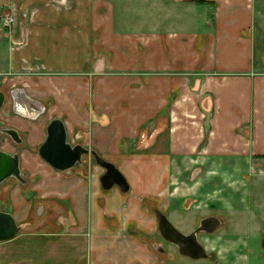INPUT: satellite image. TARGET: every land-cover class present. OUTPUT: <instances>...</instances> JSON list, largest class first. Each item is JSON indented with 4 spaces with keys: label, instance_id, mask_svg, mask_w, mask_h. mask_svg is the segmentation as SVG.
Returning a JSON list of instances; mask_svg holds the SVG:
<instances>
[{
    "label": "crops",
    "instance_id": "0c3cea01",
    "mask_svg": "<svg viewBox=\"0 0 264 264\" xmlns=\"http://www.w3.org/2000/svg\"><path fill=\"white\" fill-rule=\"evenodd\" d=\"M0 6L10 8L0 39L8 40L7 74L18 84L11 91L43 108L30 120L8 101L0 111L24 137L23 146L4 141L0 150L20 155L29 180L27 189L10 186L7 201L0 196V210L26 229L0 243V264H250L246 239L264 224V23L257 24L256 0ZM8 18L14 22L5 27ZM57 118L68 141L119 169L128 194L105 195L95 162L63 173L40 158ZM145 202L185 232L217 209L231 216L233 233L210 245L213 261L170 249L153 255L135 235L157 222Z\"/></svg>",
    "mask_w": 264,
    "mask_h": 264
},
{
    "label": "water",
    "instance_id": "95a60500",
    "mask_svg": "<svg viewBox=\"0 0 264 264\" xmlns=\"http://www.w3.org/2000/svg\"><path fill=\"white\" fill-rule=\"evenodd\" d=\"M24 93V92H23ZM6 104V95L0 91V111ZM34 116L42 113L33 107ZM45 142L38 149V155L54 170L63 173H72L81 168L86 161L84 157H92L96 165L104 170L100 178L103 191L108 192L118 188L122 194H128L131 190L126 177L119 169L109 161L103 159L97 152L90 151L84 146L72 145L68 141V133L65 123L57 118L53 119L46 129ZM0 135L11 137L13 143L23 146L24 137L15 129L0 128ZM14 180L21 186H29V180L21 172V160L19 154H10L0 150V185L7 180ZM158 222V230L165 242L174 245L182 257L193 261L209 260L211 256L204 245L199 241V234L212 235L222 226V221L217 217H208L200 222V226L191 234H184L178 230L169 220L166 214L155 211ZM23 231L13 215L0 210V243L15 240ZM264 248V241H263ZM159 253H164L163 247H158Z\"/></svg>",
    "mask_w": 264,
    "mask_h": 264
},
{
    "label": "rangeland",
    "instance_id": "374dc122",
    "mask_svg": "<svg viewBox=\"0 0 264 264\" xmlns=\"http://www.w3.org/2000/svg\"><path fill=\"white\" fill-rule=\"evenodd\" d=\"M256 7H257V10H258V19H257V24L258 25H261L264 23V0H256ZM10 13V8L7 7V6H3L1 7L0 6V25L2 26V21H3V18L6 17V14ZM261 14V15H260ZM261 16V17H260ZM260 18V20H259ZM258 29V27H257ZM0 30H3L4 32H9V28L7 29H4L3 27H0ZM84 58V55H82V59ZM9 63V50H8V40L6 39H0V82L3 84L1 89H3L7 94H9V92L14 89L15 86H17L18 84H16V81H13L12 78L15 76V75H8L7 73H9V70H7V65ZM8 102H11L10 99L8 98L7 100ZM1 121V119H0ZM3 122V121H1ZM5 123V122H4ZM8 140V139H7ZM6 141V139L2 138L0 140V148L3 146V143ZM70 142V141H69ZM71 143V142H70ZM72 145H75L73 143H71ZM3 151V150H2ZM87 162V163H84L83 166L81 168H78V169H82L86 166L89 165V163H94V159L92 157H84L83 158V162ZM86 165V166H85ZM96 165V164H95ZM24 174V173H22ZM155 173H154V170H153V173L150 174V177L147 178V180L149 181H152L153 180V177H154ZM18 183L14 180H7L5 183H3L1 186H0V196L2 194H4V196H1V199L3 201H7V194L8 192H6V190L9 189L10 186H14V185H17ZM24 189H27L28 186H23ZM25 191V190H24ZM111 191V190H110ZM110 191L108 192H105V195H107V193H109ZM26 192V191H25ZM41 205L40 203L37 202V205L35 207V210L32 214V219L33 221L35 222L36 219L37 221L40 223L37 225L38 226V229L42 223V215L38 216V213L36 212L38 206ZM145 205L146 206H149L151 208V212H153V214H155L154 212L156 211V208L148 203V202H145ZM153 206V207H152ZM180 212H186L183 210H181ZM209 215L211 216H217L219 217L222 221H223V225L221 227H219L215 233H213L212 235H210L211 237H208L207 234H200L198 239L199 241L203 244L202 241H204L205 239H209L208 240V253L211 255L212 250L211 249V244L215 245V247H218V242L219 240H217V237L223 233H226V235L228 237H231L229 234H232L233 233V229L231 227V224L229 222V220L231 219V216H229L227 213H218L217 212V209H211L210 212L208 213ZM48 218H46V220L48 221ZM199 218L196 219V221H198ZM50 221V220H49ZM156 221V220H155ZM37 222V223H38ZM198 223H196L197 225ZM49 226H51V224H48ZM196 225L194 224V226H189L188 230L186 229V232H185V229L183 228H180V226H175L178 230H180L181 232H183L184 234H188L190 232H192ZM261 227L263 229V232L259 235H255V237H251L250 239H246V243L249 244L247 250H246V255L248 256L249 258V262L250 264H264V248H263V241H264V224L262 223L261 224ZM52 228L53 230H57L56 226L55 225H52ZM26 230V229H23V231ZM37 230V229H36ZM43 230V229H41ZM46 230V229H45ZM131 231H134V230H131ZM143 238H144V241L147 242L151 252L153 253V255H160L159 252L156 250V248L158 247H163L164 250L166 249H170L174 252V254L178 257V258H182V256L180 255V253L178 252V249L172 245V244H169L167 242L164 241V239L161 237L160 233H159V230H158V226H157V222H154V224L152 225V229L151 231H149L147 234H143ZM233 248V247H232ZM212 257H214V255L212 254ZM212 259V258H210ZM214 259V258H213ZM213 259L211 261H213ZM211 263V262H210Z\"/></svg>",
    "mask_w": 264,
    "mask_h": 264
},
{
    "label": "flooded vegetation",
    "instance_id": "af4514ba",
    "mask_svg": "<svg viewBox=\"0 0 264 264\" xmlns=\"http://www.w3.org/2000/svg\"><path fill=\"white\" fill-rule=\"evenodd\" d=\"M2 85L3 84L0 82V91L3 92L6 95V101L9 98L11 103H14V106L15 105L17 106V104L18 105H22L23 107H25L30 112L33 111V107L38 109V110L43 111L42 106L39 105L38 103H34L30 99H28L27 95H26V93L24 91L14 90V91H10L9 94H7L4 90L1 89ZM18 113H19V110H18ZM20 113L21 114H19V117H21L23 120H30L31 117L30 116L27 117V115L24 114L25 112L21 111ZM0 128L1 129H3V128L15 129V128L11 127L9 124L1 122V121H0ZM2 138L6 139V142H8V143H13V141L11 140V137L1 136L0 135V140ZM200 222L196 225L195 229L192 232L188 233V234L193 233L200 226Z\"/></svg>",
    "mask_w": 264,
    "mask_h": 264
},
{
    "label": "bare ground",
    "instance_id": "6f19581e",
    "mask_svg": "<svg viewBox=\"0 0 264 264\" xmlns=\"http://www.w3.org/2000/svg\"><path fill=\"white\" fill-rule=\"evenodd\" d=\"M17 109L19 110V112L23 111L25 112L24 114L27 115V116H30V117H35L32 112H30L29 110H27L25 107H23L22 105H18L17 104Z\"/></svg>",
    "mask_w": 264,
    "mask_h": 264
},
{
    "label": "built area",
    "instance_id": "2783aa9c",
    "mask_svg": "<svg viewBox=\"0 0 264 264\" xmlns=\"http://www.w3.org/2000/svg\"><path fill=\"white\" fill-rule=\"evenodd\" d=\"M14 22L13 18H8L5 22H4V26L5 27H10L11 24Z\"/></svg>",
    "mask_w": 264,
    "mask_h": 264
},
{
    "label": "trees",
    "instance_id": "16d2710c",
    "mask_svg": "<svg viewBox=\"0 0 264 264\" xmlns=\"http://www.w3.org/2000/svg\"><path fill=\"white\" fill-rule=\"evenodd\" d=\"M199 3H202V4H204L205 2H199ZM209 4H211V3H209ZM262 158H264V157H262ZM134 232V231H133ZM135 233V232H134ZM135 235H137V236H143L141 233H135Z\"/></svg>",
    "mask_w": 264,
    "mask_h": 264
}]
</instances>
